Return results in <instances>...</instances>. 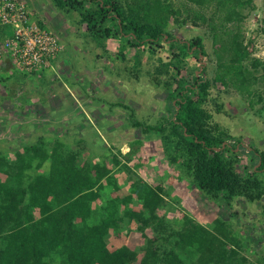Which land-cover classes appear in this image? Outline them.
<instances>
[{
	"label": "trees",
	"instance_id": "obj_1",
	"mask_svg": "<svg viewBox=\"0 0 264 264\" xmlns=\"http://www.w3.org/2000/svg\"><path fill=\"white\" fill-rule=\"evenodd\" d=\"M54 2L62 10L80 11L79 23L86 26L88 35L96 41L119 39L123 58L124 51L133 48L136 68L147 54L149 59L159 61L158 71L173 72V83L164 86L169 90L167 111L174 116L162 119L156 126L132 118L131 124L145 133L158 132L166 139L172 164L178 163L186 171L189 186L193 185L211 200L224 197L231 202L243 198L254 203L264 198V151H249L243 146L238 151L241 141L232 137L205 107L211 102L216 112L221 109L217 98L210 97V90L218 85L252 97L263 80L264 62L253 56L252 40L247 39L240 26L246 19L245 12L255 9L253 0H182L177 10L170 0ZM86 2L90 4L88 9ZM206 12L210 13L209 17ZM171 19L179 26L206 24L213 40L214 77L193 76L192 84L180 86L190 49L195 47L194 52L205 57L209 54L204 38L198 36L184 42L178 52H168V60H164L161 53L167 49L166 39H172L167 30ZM108 22L112 25L108 26ZM11 35L9 27L0 28V41ZM5 76L0 75L4 85L1 91L11 92L9 81L3 80ZM30 97L29 93L27 101ZM258 101H264L262 95ZM251 103H254L252 99ZM261 110L264 111V105ZM232 139L234 144H225ZM244 152L252 164L244 165L248 172L242 175L236 166L240 163L239 155ZM80 154L79 150L69 149L58 140L49 146L43 137L12 154L0 151V264L250 263L243 254L242 239L235 236L233 223L215 218L213 225L206 227L188 215L184 216L183 228H180L184 238L177 239L169 232L173 240L169 248L148 240L139 262L127 246L109 251L112 235L121 234L134 220L143 236L145 229L151 227L162 233L170 230L171 222L157 213L165 202L164 189L141 180L134 182L132 194H137L143 204L141 212L125 208L134 198L129 194L107 200L96 216L93 203L105 197L104 192L119 187L116 176L104 161L82 160ZM114 163L117 167L121 164L115 155ZM254 264H264V261Z\"/></svg>",
	"mask_w": 264,
	"mask_h": 264
},
{
	"label": "rangeland",
	"instance_id": "obj_2",
	"mask_svg": "<svg viewBox=\"0 0 264 264\" xmlns=\"http://www.w3.org/2000/svg\"><path fill=\"white\" fill-rule=\"evenodd\" d=\"M25 1L32 22L46 24L47 20L51 24L49 30L58 36L60 49L53 59V68L44 74H28L11 65L7 70L0 68V75L7 71L3 80L9 81L8 87L12 89L11 92L1 91L4 85L0 82V151L12 154L43 137L49 146L58 140L69 149L79 150L82 160L104 161L116 176L119 189L104 192L105 197L93 203L96 216L107 200L132 194L134 182L141 180L153 187H163L165 202L157 213L171 222L170 230L162 233L151 227L145 229L143 236L134 220L121 234L112 235L109 251L127 246L139 262L148 240L169 248L173 242L169 232L177 239L184 238L180 228L184 216L188 215L206 227L213 225L215 218L233 223L235 236L244 243L243 254L249 258V264L263 262L264 198L254 203L243 198L231 202L224 197L211 200L193 185L189 186L190 177L178 163L172 164V154L168 153L163 136L154 131L145 133L131 124L132 118L156 126L162 119L174 116L167 111L169 90L164 86L173 83V72L158 71L159 61L149 59L147 54L136 68L135 50L126 49L123 58L119 39L96 41L88 35L86 26L79 23L78 10H62L56 7L54 0ZM170 2L176 10L182 5V0ZM253 2L255 9L245 12L246 19L240 26L247 39L252 40L253 56L264 62V0ZM85 5L87 9L90 7L89 2ZM206 13L209 17L210 13ZM111 25L112 22H108V26ZM167 30L172 39L165 37L167 49L161 53L164 60H168V52H178L184 42L198 36L204 38L209 54L205 57L195 53V47L190 49L186 56L188 68L181 73L180 86L192 84L193 76L214 77L213 40L206 24L179 26L171 19ZM205 68L207 72L202 74ZM255 92L248 97L235 88L218 85L210 90V97L217 98L221 109L216 112L211 102L205 106L232 137L241 141L238 151L242 146L249 151H264V111L261 110L264 101H258L259 95L264 99V77ZM29 93L31 97L27 101ZM234 143V139L225 141L227 145ZM114 155L120 160L119 167L114 163ZM239 158L236 168L245 175L248 171L244 167L251 165L252 159L245 152ZM132 195L134 198L125 208L141 212L143 204L137 194Z\"/></svg>",
	"mask_w": 264,
	"mask_h": 264
},
{
	"label": "built area",
	"instance_id": "obj_3",
	"mask_svg": "<svg viewBox=\"0 0 264 264\" xmlns=\"http://www.w3.org/2000/svg\"><path fill=\"white\" fill-rule=\"evenodd\" d=\"M12 35L0 41V64L10 62L19 71L34 74L52 69L59 53V38L32 22L25 0H0V28Z\"/></svg>",
	"mask_w": 264,
	"mask_h": 264
},
{
	"label": "crops",
	"instance_id": "obj_4",
	"mask_svg": "<svg viewBox=\"0 0 264 264\" xmlns=\"http://www.w3.org/2000/svg\"><path fill=\"white\" fill-rule=\"evenodd\" d=\"M46 24H43V26L46 28V26L48 27L47 29H49V26H51V24L46 20ZM41 23V22H40ZM45 23V22H44ZM60 64H61V61H60ZM10 65L8 64V62H4V63H2V65H0V68H2V69H5V70H7V69H10V67H9ZM7 71H3V72H1V73H6ZM8 74V73H7ZM32 106V105H31ZM66 116H64V120L66 119L65 118ZM45 128H46V126H44Z\"/></svg>",
	"mask_w": 264,
	"mask_h": 264
},
{
	"label": "clouds",
	"instance_id": "obj_5",
	"mask_svg": "<svg viewBox=\"0 0 264 264\" xmlns=\"http://www.w3.org/2000/svg\"><path fill=\"white\" fill-rule=\"evenodd\" d=\"M39 23V22H38ZM7 62V61H6ZM9 64H10V62H9ZM11 65V64H10ZM12 66V65H11Z\"/></svg>",
	"mask_w": 264,
	"mask_h": 264
}]
</instances>
